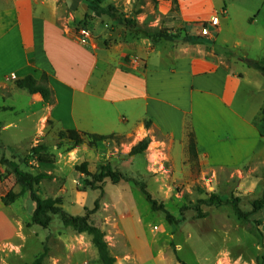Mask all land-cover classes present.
Masks as SVG:
<instances>
[{
  "label": "crops",
  "instance_id": "crops-1",
  "mask_svg": "<svg viewBox=\"0 0 264 264\" xmlns=\"http://www.w3.org/2000/svg\"><path fill=\"white\" fill-rule=\"evenodd\" d=\"M57 2L0 0V80L45 73L54 102L32 95L57 129L120 135L128 161L177 169L240 170L264 157V74L248 64L264 57V0H249L245 22L226 4L224 13L193 17L179 0L184 26L217 18L210 47L149 36L89 44L58 20ZM145 137L146 152L130 154ZM25 195L14 176L0 173V264L23 256L24 218L13 211Z\"/></svg>",
  "mask_w": 264,
  "mask_h": 264
},
{
  "label": "rangeland",
  "instance_id": "rangeland-1",
  "mask_svg": "<svg viewBox=\"0 0 264 264\" xmlns=\"http://www.w3.org/2000/svg\"><path fill=\"white\" fill-rule=\"evenodd\" d=\"M57 3L58 20L72 26L79 37V29H87L95 41L114 43L143 38L170 25L163 21L169 0H103V4H115L120 13L134 21L133 26L115 23L108 15L94 17L91 11L86 13L85 0ZM180 3L190 16L203 18L216 10L223 12L219 8L226 4L231 17L245 22L249 0ZM208 21L209 34L201 32L204 20H190L185 26L171 29L177 35L174 40L180 44L189 42L183 38L186 32H200L204 38L201 46L210 47L218 20L213 17ZM44 111L43 102L26 88L18 87L14 77L0 80V173L2 177L15 174L2 156L19 161L22 169L34 174L44 173L34 183L39 199L45 202L58 197L57 205L73 215L94 208L98 199V209L90 214L104 231L115 264H180L179 259L188 264H264V207L253 210V201L264 193V157L249 161L240 170L216 171L200 170L196 163L177 169L171 168L168 161H128L130 158L120 153L121 142H128L122 136L106 134L109 136L95 145H89L87 140L73 145L59 136L63 129H57ZM40 143L47 145L50 162H40L31 153L32 146ZM82 163H86L91 175L78 168ZM105 163L131 180L114 183L107 177L99 181L93 174H99ZM137 181L144 182L157 203L179 220L169 221L165 211L154 210ZM28 194L26 189V195L20 198L22 206H18V212L13 211L15 218H24L23 256H12L10 264L32 261L45 248L41 264H102L86 231L64 225L60 215L51 212L49 217L38 213L34 221L33 201ZM215 196L232 200L218 203ZM235 198L249 220L238 216Z\"/></svg>",
  "mask_w": 264,
  "mask_h": 264
},
{
  "label": "trees",
  "instance_id": "trees-1",
  "mask_svg": "<svg viewBox=\"0 0 264 264\" xmlns=\"http://www.w3.org/2000/svg\"><path fill=\"white\" fill-rule=\"evenodd\" d=\"M87 4V11L92 12V16L94 17H102L104 15H108L111 17V19L120 25H126V26H133L135 25L134 21L130 20L128 17H126L124 14L120 13L117 6L113 3H107L103 4V0H85ZM170 6L167 10L163 21L169 23V26H162L156 31L149 32L148 36L152 38V40H160V39H174L177 35L172 32L171 29L184 25L181 12H180V5L179 0H169ZM209 21L204 20V24H207ZM185 40L189 42H201L203 41V36L198 33H189L186 32L183 37ZM248 64L251 66H254L258 68L263 74H264V57L261 60H248ZM15 84L18 87L26 88L28 92L31 94H39L41 98L46 103H53L54 102V91L53 88L49 85V80L47 75L44 73L41 77L37 78L34 77L31 74H27L23 77H19L15 79ZM263 114H264V108H263ZM149 123H147L148 125ZM59 136L61 138L65 137L68 140L72 141L73 145L80 144L87 140V143L89 145H95L98 141L103 140L104 138H107L109 135L106 134H99L94 132H89L86 130H79L75 128H67L59 131ZM190 144L191 151L194 153V145L193 140L190 138ZM149 142L148 138H143L140 140L137 144H135L130 154H135L142 152L145 150ZM47 145L45 143H40L32 146L31 153L34 155H37L38 160L40 162H50V156L47 153ZM2 161L6 163L8 166H11L14 170V178L16 182L24 185L28 191V195L33 201V213L32 217L35 221V218L38 213H44L46 214V217H49V212L53 214H59L60 218L62 220V223L66 226L74 227L77 231H86L91 235L92 242L94 246L96 247L102 264H115L116 259L114 255L111 254L109 245L107 240L104 237V231L100 227L98 223L94 221L92 218L91 212H96L99 206V201L96 199L95 206L92 209H87L85 213L82 214H70L66 212L62 207L57 205V202L59 203V198L56 197L54 199H48L42 201L39 199L37 194L34 190V183L38 181L39 178L45 176L44 173H37L34 174L31 171L22 169L20 166L19 161L10 159L4 156H2ZM78 168L84 170L88 174H92L89 169H87L86 163H82L78 166ZM95 178H97L99 181H103L105 178L109 177L111 181L114 183H118L122 180L128 181L131 180V177H126L122 174L121 171L113 169L108 163L102 164L99 169V174H93ZM138 185H140L141 190L146 195L147 199L151 202L152 208L154 210L162 209L166 212V217L169 221H178L179 218H176L171 212H169L162 203H157V200L151 195V193L147 190L146 184L144 182H136ZM101 196V195H100ZM99 196V197H100ZM98 197V198H99ZM217 199L216 202L218 203H224V202H230L229 198H222L215 196ZM238 198L234 199V206L237 210L238 216L241 218L248 219V215L246 212H243L238 207ZM264 207V193L261 197L255 199L253 201V210H258ZM46 248L40 251L32 261H26L23 264H41L42 259L46 255ZM180 264H188L185 260L179 259ZM261 264V263H259Z\"/></svg>",
  "mask_w": 264,
  "mask_h": 264
},
{
  "label": "built area",
  "instance_id": "built-area-1",
  "mask_svg": "<svg viewBox=\"0 0 264 264\" xmlns=\"http://www.w3.org/2000/svg\"><path fill=\"white\" fill-rule=\"evenodd\" d=\"M217 19V18H216ZM208 24H202L201 25V32L204 34H209V30L207 28ZM200 30V29H199ZM199 34L203 35L202 33L198 32ZM79 35H80V39L84 40V42H87L89 44H94L95 43V39L92 36V34L90 33V31H88L85 28H81L79 29ZM205 36V35H204Z\"/></svg>",
  "mask_w": 264,
  "mask_h": 264
},
{
  "label": "water",
  "instance_id": "water-1",
  "mask_svg": "<svg viewBox=\"0 0 264 264\" xmlns=\"http://www.w3.org/2000/svg\"><path fill=\"white\" fill-rule=\"evenodd\" d=\"M86 5V4H85ZM87 6V5H86Z\"/></svg>",
  "mask_w": 264,
  "mask_h": 264
}]
</instances>
